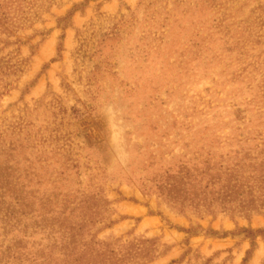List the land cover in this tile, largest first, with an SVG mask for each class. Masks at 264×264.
<instances>
[{"label": "rangeland", "instance_id": "1", "mask_svg": "<svg viewBox=\"0 0 264 264\" xmlns=\"http://www.w3.org/2000/svg\"><path fill=\"white\" fill-rule=\"evenodd\" d=\"M258 171L264 0H0V264H264Z\"/></svg>", "mask_w": 264, "mask_h": 264}, {"label": "trees", "instance_id": "2", "mask_svg": "<svg viewBox=\"0 0 264 264\" xmlns=\"http://www.w3.org/2000/svg\"><path fill=\"white\" fill-rule=\"evenodd\" d=\"M253 178L255 181L259 182V186L260 189H264V171H258L257 173L253 174ZM233 185H226L224 186V188L220 189V192L218 194L217 199L220 200V202H222L221 204L228 206V208L231 211H238V212H246L249 210H253L254 212H257L259 210V208L257 207L258 205H264V190L261 191V193H259L257 195L256 200L258 201V203H254V197L251 195V198H245L243 196H241V192L245 191L246 189H244V187L240 184L236 185V182H232ZM240 189V190H239ZM251 189V188H250ZM250 191V190H249ZM250 193V192H249ZM0 197H2V195H0ZM17 198V197H16ZM1 200V199H0ZM15 204L18 205L17 207H14L15 205H10L7 206L4 209V215L3 219L6 222V224H9V222L14 219L15 223L18 221L16 220V215L17 213H19L20 215L26 216L27 215V211H25L28 206V204L24 201V198L21 199V201L16 200ZM210 204V203H208ZM2 211V208H0V212ZM1 222V221H0ZM2 223V222H1ZM4 224V225H6ZM3 225V226H4ZM2 226V227H3ZM257 232V233H261L264 235V228L262 229H256V230H251V232ZM17 242L14 243V245ZM19 248V247H17ZM10 247H6V251H9ZM24 253H21L19 251H13L11 255H5V259H10L12 261H16V260H20V256H23ZM4 256V255H3ZM3 256H0V260L3 259ZM6 263L8 262V260H5Z\"/></svg>", "mask_w": 264, "mask_h": 264}]
</instances>
